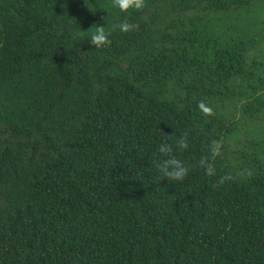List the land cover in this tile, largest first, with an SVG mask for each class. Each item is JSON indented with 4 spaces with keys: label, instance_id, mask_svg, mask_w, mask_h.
Listing matches in <instances>:
<instances>
[{
    "label": "trees",
    "instance_id": "16d2710c",
    "mask_svg": "<svg viewBox=\"0 0 264 264\" xmlns=\"http://www.w3.org/2000/svg\"><path fill=\"white\" fill-rule=\"evenodd\" d=\"M114 5L0 0V264H264V0Z\"/></svg>",
    "mask_w": 264,
    "mask_h": 264
},
{
    "label": "clouds",
    "instance_id": "9594fccd",
    "mask_svg": "<svg viewBox=\"0 0 264 264\" xmlns=\"http://www.w3.org/2000/svg\"><path fill=\"white\" fill-rule=\"evenodd\" d=\"M116 7H119L121 10L126 9L127 7L131 6L133 8L139 9L143 7V0H115ZM115 27H119L121 30H127L129 25L126 22H121L119 25ZM109 33L105 32L104 25L100 26L97 25L95 32L91 35V42L95 43L99 46L102 42H105L108 39ZM163 151V149H161ZM174 163V161H173ZM207 170L211 173L212 168L211 165L207 166ZM186 172L185 168L177 167L175 169H165L161 173L163 176H166L170 179H182Z\"/></svg>",
    "mask_w": 264,
    "mask_h": 264
}]
</instances>
